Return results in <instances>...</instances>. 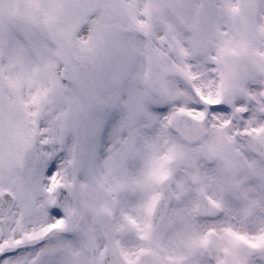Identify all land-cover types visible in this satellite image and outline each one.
Listing matches in <instances>:
<instances>
[{
	"label": "snow or ice",
	"instance_id": "6c2138e0",
	"mask_svg": "<svg viewBox=\"0 0 264 264\" xmlns=\"http://www.w3.org/2000/svg\"><path fill=\"white\" fill-rule=\"evenodd\" d=\"M40 2L30 30L0 16V264H264V72L246 81L230 75L219 59L227 27L218 22L206 45L191 31L170 34L178 7L199 8L188 0L173 3L151 34L109 36L136 50L126 65L121 55L104 65L109 78L126 67L111 89L119 102L61 137L84 86L58 54L92 46L109 5L101 0L69 36L67 18L45 29L49 0ZM235 2L217 0L218 21ZM249 7L243 28L264 41V0ZM145 45L174 71L167 93L130 119ZM34 73L18 91L9 87ZM101 122L112 132L102 154L93 134ZM21 134L32 137L24 167L5 170Z\"/></svg>",
	"mask_w": 264,
	"mask_h": 264
},
{
	"label": "rangeland",
	"instance_id": "374dc122",
	"mask_svg": "<svg viewBox=\"0 0 264 264\" xmlns=\"http://www.w3.org/2000/svg\"><path fill=\"white\" fill-rule=\"evenodd\" d=\"M140 1H136L135 5L137 3H140ZM216 2L217 0H200V6L198 9L195 10L194 13L185 12L182 8L178 7L175 11L176 20L173 23L167 24L168 32L170 34H173L179 31H184L183 28L187 29L191 27L190 30L194 33H197V35H199L200 37L205 36V38L197 39L198 44L206 45V43L208 42L207 33L214 31L218 22H221L227 27L228 32L227 41L224 40L222 46L219 49V54H221V56H224V52H226L225 54H228L230 57L227 59V62L237 61L236 57L238 56L242 58H249L251 62V67L258 66L262 70L264 65V52L257 51V49L259 47L264 46V41L258 40L255 35H253L249 31L244 30L243 28V24L245 22V10H247L249 14H252L254 12V9L249 7L253 0H237L234 4H231L226 16L220 14L223 16V19L221 21L217 20V12L214 10ZM173 3L178 5L187 4L188 0H161L160 3H151L145 1V9L150 8V6L152 5V10L146 9V11L145 9H143L142 11L141 9L137 10L136 7H134V9L131 10L137 11V17H142V19H138L136 17V20H130V29L140 28L142 30L140 32L146 31V33H148L150 31L151 26V30L153 32L154 29L158 26V22L161 20V18L166 17L172 11ZM235 10H237V14ZM153 14L154 16L152 17ZM122 20L117 23L119 26L123 24H128L123 22ZM259 35L264 36V25L261 26ZM176 43L179 44V40H176ZM111 44L113 50L110 51V55H112V57L121 55L119 54L120 42L118 40H112ZM111 52L113 53L111 54ZM146 56L149 62L154 65L156 72H160V74L166 76L165 84L167 88H169L170 85L168 81L171 78L174 69L162 66L159 61L155 58V54L152 52V49H149V53H147ZM228 66L231 72L234 71L235 67L232 64L228 63ZM253 73L255 76L257 75L256 71H254ZM125 76L126 70L125 67H122L119 73L116 74V78L120 79L118 81L122 83L126 79ZM238 77H243V75H239ZM249 79L252 78L250 77ZM136 84H146V82L144 80L142 81V78H139L133 82V85ZM137 102L140 103L142 107L143 104L152 101L149 95H147L145 100H140L137 93H133L131 105L134 106ZM134 110L135 111L133 112V118L135 117L139 109L134 107ZM16 163L17 162L14 160H4V169L8 171L16 170ZM231 170L232 172H236L239 170V163L237 161L232 162ZM17 187H19L18 183Z\"/></svg>",
	"mask_w": 264,
	"mask_h": 264
},
{
	"label": "flooded vegetation",
	"instance_id": "af4514ba",
	"mask_svg": "<svg viewBox=\"0 0 264 264\" xmlns=\"http://www.w3.org/2000/svg\"><path fill=\"white\" fill-rule=\"evenodd\" d=\"M116 0H104L105 3L112 2ZM71 2H76L81 4V12L77 19L73 20L69 25L67 29V33L70 36L71 34L75 33V31L80 26V20L81 18L87 14L85 11L89 9L90 7H93V5H98L101 0H58L59 7L61 6H67ZM5 4L10 6H5L3 9H0V16L3 17L5 22L9 21H21L25 28L31 29L33 26L40 23V17L42 12L44 11L41 5L40 0H5ZM94 9V8H93ZM84 10V11H83ZM53 17V2L52 0H49L47 11L44 12V20L43 25L46 29V24L50 18ZM106 27L100 26V34L98 36V39L95 41V43L90 47H80L75 50L68 49L63 53L64 60H66L69 64V69L71 72V75L75 78L74 70L76 67L80 66V69L82 71H85V76L81 79H78L81 81L83 87L82 93H81V99L75 103L74 106H72L69 109V112L71 113V121L70 123H62L59 128V135L62 137L63 134L69 130H75L80 126V124L87 120L90 113L96 110H105L109 109L111 107L116 106L118 103L114 102L110 99V89H104L103 82L101 89L98 91H102L103 95L101 96V99H92L91 93L93 90V87L96 86V84H92V78L94 75L97 74V72L100 73L101 81L104 80V65L106 64L105 57L103 60L100 59V54L102 52L100 47V39L102 37V34ZM103 32H102V31ZM110 34L105 36V49L103 50V54L106 55L107 50V42L108 37ZM148 48L146 46L142 48H138L137 50L144 52V50ZM136 50L131 49L132 53H135ZM60 55V54H58ZM130 59H128L129 61ZM127 64V63H126ZM83 68H82V67ZM126 69V67H125ZM147 69V66L145 64L143 72ZM35 73L31 78L27 79H19L15 81L9 82V87L15 92L18 91L22 86L29 83L30 81L35 79ZM141 78V77H140ZM130 106V105H129ZM130 119H133V111L130 106ZM68 119V113L65 114V120ZM104 123L101 122L100 126L96 129H93V134L97 138V147L99 148L101 154L103 153L104 147L107 146L109 143L112 132L111 130L105 132L104 130ZM22 134L18 135L13 143V146L11 150L8 152L7 158L15 159L18 156H20V144H21ZM19 145V150H17L16 145Z\"/></svg>",
	"mask_w": 264,
	"mask_h": 264
},
{
	"label": "water",
	"instance_id": "95a60500",
	"mask_svg": "<svg viewBox=\"0 0 264 264\" xmlns=\"http://www.w3.org/2000/svg\"><path fill=\"white\" fill-rule=\"evenodd\" d=\"M24 164H25V160H24Z\"/></svg>",
	"mask_w": 264,
	"mask_h": 264
}]
</instances>
